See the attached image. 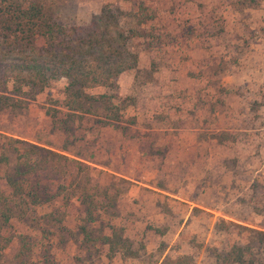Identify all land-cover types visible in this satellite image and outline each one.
<instances>
[{
  "label": "rangeland",
  "instance_id": "1",
  "mask_svg": "<svg viewBox=\"0 0 264 264\" xmlns=\"http://www.w3.org/2000/svg\"><path fill=\"white\" fill-rule=\"evenodd\" d=\"M36 1L61 23L115 17L136 62L114 86L90 91L112 94L126 109L111 124L66 110L65 80L51 79L20 108L0 109V150L8 138L12 146L25 140L66 156L65 178L113 199L98 214L123 226L135 254L111 253L96 239L84 243L82 206L71 197L66 205L56 199L62 227L45 236L25 218L0 220V264H21L19 234L31 250L24 264H168L165 258L182 253L190 264H216L213 248L244 242L231 227L220 228L219 218L264 231V209L239 201L253 181L264 184V0ZM17 56L13 50L7 58ZM6 153L3 193L15 155L10 147ZM89 226L98 236L100 223ZM254 248L264 258V246Z\"/></svg>",
  "mask_w": 264,
  "mask_h": 264
},
{
  "label": "trees",
  "instance_id": "2",
  "mask_svg": "<svg viewBox=\"0 0 264 264\" xmlns=\"http://www.w3.org/2000/svg\"><path fill=\"white\" fill-rule=\"evenodd\" d=\"M126 41L114 16L103 13L96 23L66 24L44 10L36 0H0V109L20 108L26 101L33 100L49 80L63 78L65 85L60 103L66 110L99 114L105 124L119 122L126 109L125 102H116L112 94L90 89L114 86L120 74L133 67L137 56L128 50ZM13 50L18 51V56L8 59ZM46 113L52 115L49 109ZM9 140L12 141L7 138L6 146L0 150V161L4 163L9 147L15 154L10 162L11 170L3 175L8 190L6 193L0 190L2 222L25 218L45 236L50 228L62 227L56 223L60 221L57 215L60 203L56 209L52 208L56 199L66 205L75 197L82 206L78 234L84 243L96 239L111 253L135 254L123 226L103 221L98 214L110 211L108 209L114 207L113 199L105 192L90 193L86 181L65 178L62 169L67 163L66 156L25 140L15 139L18 145L12 146ZM77 164L85 166L82 162ZM46 174L51 175V179ZM66 186H70L72 194H68ZM250 188L252 193L239 201L253 212L262 211L264 184L253 181ZM102 194L105 195L102 197ZM44 205H48V210L36 215V209ZM238 220L250 223L245 217ZM95 221L100 223V229L98 236L93 237L89 225ZM218 223L220 228L231 227L236 236L242 235L244 242L234 240L228 246L213 248L216 264H264V258L257 255L254 248L264 246V231L223 218H219ZM154 230L160 232L159 228ZM18 237L21 241L18 261L24 264L31 250L27 235ZM168 259H164L168 264H190L191 257L182 253Z\"/></svg>",
  "mask_w": 264,
  "mask_h": 264
}]
</instances>
